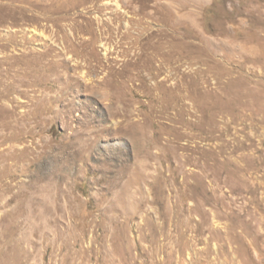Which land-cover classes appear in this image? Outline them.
Instances as JSON below:
<instances>
[{"label":"rangeland","instance_id":"1","mask_svg":"<svg viewBox=\"0 0 264 264\" xmlns=\"http://www.w3.org/2000/svg\"><path fill=\"white\" fill-rule=\"evenodd\" d=\"M0 264H264V0H0Z\"/></svg>","mask_w":264,"mask_h":264}]
</instances>
